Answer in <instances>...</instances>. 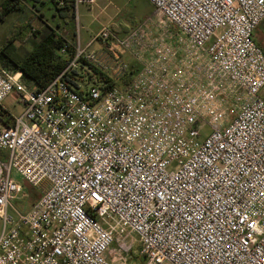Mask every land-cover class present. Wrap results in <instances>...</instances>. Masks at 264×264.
I'll return each instance as SVG.
<instances>
[{
	"label": "built area",
	"instance_id": "1",
	"mask_svg": "<svg viewBox=\"0 0 264 264\" xmlns=\"http://www.w3.org/2000/svg\"><path fill=\"white\" fill-rule=\"evenodd\" d=\"M148 1L42 89L0 66V264H264V0Z\"/></svg>",
	"mask_w": 264,
	"mask_h": 264
},
{
	"label": "rangeland",
	"instance_id": "2",
	"mask_svg": "<svg viewBox=\"0 0 264 264\" xmlns=\"http://www.w3.org/2000/svg\"><path fill=\"white\" fill-rule=\"evenodd\" d=\"M49 0H25V9L22 12H14L4 19V22L0 24V50L5 47L9 40L13 41L15 36V29L21 23H29L26 30L23 31V37L13 41V48L8 45L7 53L11 57H23L32 48L31 36L34 31H39L42 25V19L44 20L45 4ZM77 4V13L73 20H69L70 31L67 34L69 38H73L72 34L75 33L77 26L80 27L81 42L84 45L90 40L91 37L97 34L103 26H112L119 28H131L137 24L143 23L148 20H153V6L148 0H95V4L92 6L86 5V0H74V5ZM78 16V20L76 19ZM32 17V20L30 18ZM30 21H29V20ZM260 27V26H259ZM257 28L253 34V40L256 44L260 45L264 50V32ZM119 30V31H120ZM119 33V32H118ZM96 45H94V48ZM13 50V51H12ZM126 62L132 63L129 58L125 59ZM264 98V90H263ZM15 95L9 96L4 101V106L12 114L17 115L21 111V107L15 104ZM203 132H208L204 129ZM21 186L25 194H28L29 198L25 199L26 207L23 206L22 200L16 203V206L28 209L32 203H34L39 197L38 192L33 189L28 183L15 177ZM1 220H0V233H1ZM134 243L133 252L130 256L129 264H141L142 258L138 255L139 246L135 237L130 238Z\"/></svg>",
	"mask_w": 264,
	"mask_h": 264
},
{
	"label": "trees",
	"instance_id": "3",
	"mask_svg": "<svg viewBox=\"0 0 264 264\" xmlns=\"http://www.w3.org/2000/svg\"><path fill=\"white\" fill-rule=\"evenodd\" d=\"M48 3L56 10L65 9L67 11L66 17L70 20L74 19V0H49ZM60 3H63V8H60ZM24 9L25 0H0V24L10 14L22 12ZM29 24L30 22L21 23L17 26L15 29L16 37L13 38V41L23 37V31L30 27ZM31 38L32 48L21 58L11 57L7 53L8 45L13 48V41L9 40L5 47L0 50V66L13 71H20L26 84L42 89L66 67L68 60L62 57L59 51L64 47L67 39L46 25L39 31H34ZM68 53L71 54V48H68Z\"/></svg>",
	"mask_w": 264,
	"mask_h": 264
},
{
	"label": "crops",
	"instance_id": "4",
	"mask_svg": "<svg viewBox=\"0 0 264 264\" xmlns=\"http://www.w3.org/2000/svg\"><path fill=\"white\" fill-rule=\"evenodd\" d=\"M87 4H88V6H92L93 4H95V0H86V5ZM44 8H45V12H44L45 17H44V20L42 19V25H41L40 29H42L46 25V26L50 27L51 29H53L60 36H63L67 40L71 41L73 38H69L67 35L69 33L70 27H71V25L69 23L70 19L67 18L66 14H65V13H67V11H65V9H63V10L61 9V11L56 10L49 3L45 4ZM60 8H63V7L60 6ZM77 8H78V5H77ZM74 14H76L75 5H74ZM61 16H63L64 18H62ZM259 26L258 27L264 32V21ZM110 27H112V26H110ZM112 28L121 34L126 33L129 29L128 27L124 28L122 30H120L119 28L117 29L116 27H112ZM71 29H72V27H71ZM73 35H74V33L72 34V37H73ZM263 52H264V50H263Z\"/></svg>",
	"mask_w": 264,
	"mask_h": 264
}]
</instances>
